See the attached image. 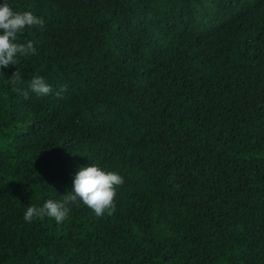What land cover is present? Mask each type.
Returning a JSON list of instances; mask_svg holds the SVG:
<instances>
[{"label": "trees", "instance_id": "obj_1", "mask_svg": "<svg viewBox=\"0 0 264 264\" xmlns=\"http://www.w3.org/2000/svg\"><path fill=\"white\" fill-rule=\"evenodd\" d=\"M6 2L53 92L0 69V264H264V0ZM92 164L113 215L24 221Z\"/></svg>", "mask_w": 264, "mask_h": 264}, {"label": "clouds", "instance_id": "obj_2", "mask_svg": "<svg viewBox=\"0 0 264 264\" xmlns=\"http://www.w3.org/2000/svg\"><path fill=\"white\" fill-rule=\"evenodd\" d=\"M44 27V20L31 11L13 10L6 0L0 5V69L12 66L16 69L7 79L12 86L11 91L22 96L25 100L29 94L45 97L52 94L50 84L39 75H34L27 83V88L22 87L24 81L17 68L21 58L36 55L34 42L21 41V36L26 28ZM2 76V74H0ZM66 91V86L61 87L56 95L60 97ZM124 179L113 171H105L95 164L79 169L72 181L71 191L66 192L60 199H47L42 206L29 205L23 219L31 223L35 219L50 218L57 224L64 222L70 213L71 207L82 203L99 218L107 214L111 216L116 211V190L123 185Z\"/></svg>", "mask_w": 264, "mask_h": 264}, {"label": "rangeland", "instance_id": "obj_3", "mask_svg": "<svg viewBox=\"0 0 264 264\" xmlns=\"http://www.w3.org/2000/svg\"><path fill=\"white\" fill-rule=\"evenodd\" d=\"M74 1H76V3H77V2H79L80 0H74ZM74 3H75V2H74Z\"/></svg>", "mask_w": 264, "mask_h": 264}]
</instances>
